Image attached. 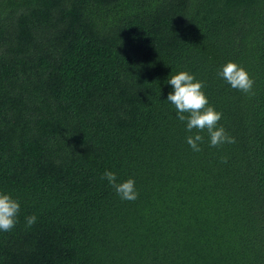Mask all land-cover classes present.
Returning a JSON list of instances; mask_svg holds the SVG:
<instances>
[{
  "label": "trees",
  "instance_id": "1",
  "mask_svg": "<svg viewBox=\"0 0 264 264\" xmlns=\"http://www.w3.org/2000/svg\"><path fill=\"white\" fill-rule=\"evenodd\" d=\"M180 71L235 143L188 145ZM0 192V264H264V0H0Z\"/></svg>",
  "mask_w": 264,
  "mask_h": 264
},
{
  "label": "clouds",
  "instance_id": "2",
  "mask_svg": "<svg viewBox=\"0 0 264 264\" xmlns=\"http://www.w3.org/2000/svg\"><path fill=\"white\" fill-rule=\"evenodd\" d=\"M218 76L222 77L233 89L245 94L254 95V79L246 69L239 64L229 61L222 66ZM167 83L172 86V91L167 96V101L174 105L177 119L185 122L186 131L193 132L187 137V143L193 151H201V144L204 143V136L200 133L206 130L209 137L210 147H221L224 144H233L235 137L229 135L226 129L219 124L222 113L209 104L207 95L204 92L205 83L197 80L194 74L188 71H180L171 75ZM222 162L227 163V158L222 157ZM107 179L122 200L135 201L138 198V191L134 179L117 183V176L114 172L105 171L101 179ZM20 203L11 195L0 192V231L9 232L18 223ZM37 217L33 214L27 217V227L36 223Z\"/></svg>",
  "mask_w": 264,
  "mask_h": 264
}]
</instances>
